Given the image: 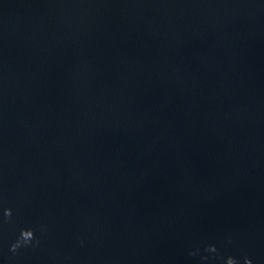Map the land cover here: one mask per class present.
<instances>
[{"label": "water", "instance_id": "water-1", "mask_svg": "<svg viewBox=\"0 0 264 264\" xmlns=\"http://www.w3.org/2000/svg\"><path fill=\"white\" fill-rule=\"evenodd\" d=\"M0 264H264V0H0Z\"/></svg>", "mask_w": 264, "mask_h": 264}]
</instances>
